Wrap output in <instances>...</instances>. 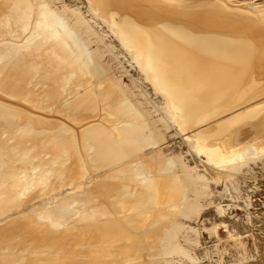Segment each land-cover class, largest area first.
<instances>
[{"label": "bare ground", "instance_id": "6f19581e", "mask_svg": "<svg viewBox=\"0 0 264 264\" xmlns=\"http://www.w3.org/2000/svg\"><path fill=\"white\" fill-rule=\"evenodd\" d=\"M259 161L262 2L0 0V264L247 263Z\"/></svg>", "mask_w": 264, "mask_h": 264}, {"label": "rangeland", "instance_id": "374dc122", "mask_svg": "<svg viewBox=\"0 0 264 264\" xmlns=\"http://www.w3.org/2000/svg\"><path fill=\"white\" fill-rule=\"evenodd\" d=\"M66 1L67 2H71L72 0H66ZM251 1L262 2L264 4V0H251ZM115 42L117 43V41H115ZM126 59H127V57H125V55L121 56V60H123V64L125 66L127 65L126 66L127 69L131 70V73L134 74L135 76H138L137 71L131 67V65L128 63V59L127 60ZM124 78H125L126 82H130V81H127V78H128L127 76H125ZM148 89L151 92L150 87ZM174 138L175 137H170L171 140L169 139L170 142H171V143H169V145L171 146L173 144L172 147H171L172 150L175 149V151H178L179 148H182L183 150L187 149V148H185L186 146L181 141V138H179V137H177V139L176 138L174 139ZM178 141H180V143ZM187 157L189 158L190 162L193 163L192 161H194V160L191 159V156H187ZM252 168H253V171L249 172L250 175H249V173H248V175H246L247 179L244 177L246 179V181H247L246 184H244L245 182L242 184L243 185V187H242L243 188V193L244 194L245 193H250L251 194V195L250 194L249 195L251 196L252 202H253V207L251 209V211L253 212L252 213V219H253L252 224L246 223L247 222L246 221V215H245V211L243 209H237L236 207H233V208H230L229 211L230 212L233 211L234 215L235 216L237 215L236 218H235L237 221H235V222L236 223L240 222L237 228H238L239 231L242 230L241 233L243 234V237H245L248 240V241H246L248 243L247 245L250 246L249 247V249H250L249 250V254L254 256V257H252V259H250V261H248L247 263H243V264H264V162L259 161L256 164H252ZM252 175H254V176L252 177ZM244 178H243V176L240 177L241 180L245 181ZM223 188H224V186H222V185L218 186L219 190L220 189L223 190ZM246 188L248 189V191H247ZM244 190L247 191V192H245ZM228 196L226 195V198H224L225 197V195H224L223 198L226 199V200H223V201L221 199V196H217L216 201H221L223 204H231L232 203L231 205H234V204L237 203L236 200H234V201H233V199H232V201L229 200L231 198H229ZM234 202H236V203H234ZM239 202L241 203V201H239ZM212 208L206 210L205 213H203V215H202L203 217H201L198 222H196V223L194 222V224H197V223L199 224L200 223L201 224L200 226H202V224L205 223V226L210 227L212 223H209V221L210 222L219 221L218 220L219 217L216 215L217 213H216L215 209H212ZM238 218H240V219H238ZM208 219H209V221H208ZM229 223H230L229 225L231 226L232 225V221L229 220ZM243 223H245V224H243ZM203 226H204V224H203ZM222 232H223L224 236H223ZM244 232H245V234H244ZM201 233H203L202 236H201L202 247L203 248L204 247H211V245L214 244L213 238L211 236H209L208 233L203 228L201 229ZM225 234H226L225 230L221 229V235L223 237H225ZM246 234H248V235L246 236ZM202 247H200V249L198 248L197 252H198L199 255L203 254ZM231 254L232 253L228 252V253H226L224 255L225 264H238L236 261L233 260V259H235V256H233V254L232 255ZM212 262L214 264H216L215 261H212Z\"/></svg>", "mask_w": 264, "mask_h": 264}]
</instances>
